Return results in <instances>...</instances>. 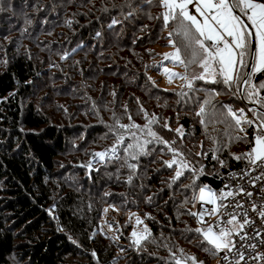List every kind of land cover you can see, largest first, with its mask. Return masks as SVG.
Here are the masks:
<instances>
[{
	"label": "trees",
	"instance_id": "obj_1",
	"mask_svg": "<svg viewBox=\"0 0 264 264\" xmlns=\"http://www.w3.org/2000/svg\"><path fill=\"white\" fill-rule=\"evenodd\" d=\"M20 1L26 3L27 11H32L28 13L34 14V21L23 27L30 36L23 34L14 47L0 45V50L7 49L5 55L2 53L5 64L0 68V264H11L13 257L20 264H111L127 241L118 233L114 237H120L115 242L120 247H116L110 244L108 236L106 239L95 237L98 233L113 235L104 225L105 229L101 230L98 225L104 217V204L110 203L102 190L111 185L114 191H121L123 210L141 208L152 213L146 221L152 242L145 252L130 250L135 264H174L169 256L171 252L176 253L177 244L173 242L176 236L183 241H194L198 262L214 259L215 255L204 250L208 246L200 244L199 234L189 231L200 227L196 217L190 215L194 212L192 197L201 186L217 188L223 173L247 163L230 154L247 152L254 132L247 130L248 142L238 140L235 152L221 147L227 144L220 136L216 144L210 141L205 144V137L211 132L208 133L206 127L221 131V127L228 124L220 122L225 117L219 113L225 109L215 99L222 101L229 94L222 88L215 89L219 93L213 99L217 107L215 110L206 107V124L202 125L201 117L196 115L199 110L196 101L204 92L195 94L194 98L190 94L188 97L193 100L183 101L167 92L176 89L163 88L149 79L151 73L158 72L155 65L160 61L152 59L156 52L135 49L167 43L166 35L171 30L164 26L162 19L149 18L162 12L156 3L149 4L147 0H13L12 6H19ZM113 19L120 23L109 28ZM22 25L20 23L18 28ZM3 29L7 32L10 28L3 23ZM22 40L30 41L36 48L20 46ZM165 63L167 61L162 64ZM261 80L264 74H257L254 82ZM61 84L62 94L58 95ZM56 93L74 100L66 102L70 103L71 110L62 103H55V108L62 109L59 121L52 118L54 112L43 110L45 106L50 107L49 96ZM232 97L230 101L237 100ZM165 98L169 103L163 108L171 111L168 119L172 121L178 116L175 119L178 121L171 123V129L182 127L184 130L182 136L187 144L181 151L189 156L202 151L200 147L204 146L203 153H208L206 172L198 177L195 187L183 189L181 196L177 185L158 189L169 177L167 166L159 159L161 156L163 161L170 158L163 149L166 147L154 142L134 163L123 151L129 139L118 149L120 168H115L113 158L107 157L104 168L85 179L87 157L95 151L90 146L100 149L105 146L102 138L108 133L122 131L117 121L120 124L145 123L144 112H149L146 104L150 101L157 105ZM44 99L47 101L40 102ZM239 107L259 109L258 105L242 98ZM154 130L157 131L156 126ZM114 131L112 143L125 129ZM160 136L164 140L172 138L165 134ZM173 137L178 139L176 133ZM214 147L221 149L216 155L225 161L224 166L212 159L209 150ZM150 148L154 149L152 154ZM128 161L136 165L135 169L127 166ZM159 162L162 166L155 167ZM78 163H83V167ZM112 177L118 179V183ZM69 255H83L87 261L70 262Z\"/></svg>",
	"mask_w": 264,
	"mask_h": 264
},
{
	"label": "snow or ice",
	"instance_id": "obj_2",
	"mask_svg": "<svg viewBox=\"0 0 264 264\" xmlns=\"http://www.w3.org/2000/svg\"><path fill=\"white\" fill-rule=\"evenodd\" d=\"M147 2L156 3L162 8V12L157 17L149 18L162 19L165 27H171L168 32V44L172 47V51L163 53L162 61L155 67L159 70L163 61H171L183 67V72H175L167 67L162 68V74L169 83L173 78L183 81L181 91L176 93L181 98L188 97L192 92H204V96L196 101L199 103L196 115L201 117L202 125L206 124L204 119L207 115L206 107L211 106L214 110L216 109L217 105L213 103V99L219 93L215 89H197L196 81L212 85L223 84L233 95H238L259 106V109H248L254 119L245 114V109H233L229 105H223L225 111L219 113L225 117L220 121L221 123L227 122L239 133H244L242 136L230 135V142L243 140L247 143L245 126L254 128L249 150L240 154H230L236 160L247 161V169L229 175L232 179L245 181L246 184L257 188V182L264 181V95L261 94L264 91V80L258 83L254 81L257 74H264V0H147ZM190 5L195 8L198 15L189 10ZM131 15L132 12H129L128 16ZM242 17H246V20ZM68 23L71 24V21ZM118 23H120L119 20L113 19L108 27L111 28ZM99 35L100 33H97V36ZM141 111H144L143 108ZM144 117L146 122L143 125L135 122L120 124L117 121L120 129L136 130L130 132L135 142L128 143L123 148L125 153L135 160L138 156L146 154V145L155 142L164 145L172 153V159L164 163L169 168L173 166L176 168L172 177L173 182L183 177L186 171H191L195 175L203 174V165L195 168L184 153L175 146V141L164 140L153 130L152 126L158 123L155 114L149 117L148 113L144 112ZM129 119L131 120V117ZM164 127H167V124ZM137 131L151 139L140 142ZM175 131L183 135L181 128ZM124 139V135L117 134L116 142L112 147L106 151L94 153V157L99 158L100 161H104L106 157L119 158L118 149L124 144ZM216 143L217 141L213 138V144ZM221 147H227V145ZM219 150L221 149L214 147L209 151L212 153V159L224 166L225 161L220 160L216 155ZM196 155L207 156L208 153ZM127 166L132 169L136 167L135 164ZM87 167H92L91 160ZM255 169H260V173L252 176L250 173ZM185 187L194 188L195 180ZM225 188L228 190L221 189L219 193H216L204 185L199 187L198 196L194 192L192 199L198 200L202 205L210 204L212 207L190 213L197 217L198 225L203 227L189 229V231L199 234L200 244L208 246L204 249L206 252H211L212 255L223 252L222 259L226 264H241L242 261L247 264V260L253 261V264L256 261H264V252L257 250L258 246L264 245V236H262L264 233V184L259 185V203L253 199V192L249 191L245 184L238 183L235 190L230 185H225ZM238 197L241 199H237ZM243 197L247 200L242 199ZM250 212L255 214V218L250 216ZM206 215H215L217 219L213 223H208L204 220ZM256 218L259 219V224ZM136 224H143L139 216H136ZM131 237L133 243L139 247L143 241L151 237V232L145 226L142 233L133 230ZM179 251L181 255L171 252L169 256V260L174 264H203L202 261L198 262L195 256L184 253L183 249ZM250 252H255L256 255L252 256ZM229 254H234V258L230 259ZM92 255L95 257L96 253L93 252Z\"/></svg>",
	"mask_w": 264,
	"mask_h": 264
},
{
	"label": "rangeland",
	"instance_id": "obj_3",
	"mask_svg": "<svg viewBox=\"0 0 264 264\" xmlns=\"http://www.w3.org/2000/svg\"><path fill=\"white\" fill-rule=\"evenodd\" d=\"M12 1L13 0H0V45H2L4 47H7V46L8 47L9 46L10 47H14V44L18 45L19 40L21 39L22 36H24L23 34H27V35L30 36V34H28V31L23 29V27L27 26L29 24V21L30 22L34 21V18H33L34 14L33 13H28V12H32V11H27L26 6H25L26 3H24V1H20L21 3H20L19 6H12V3H13ZM189 10L193 14H196L195 8L193 6L190 5L189 6ZM196 15H198V14H196ZM3 23L6 24L7 28H10V29L7 30V32L4 31V29H3ZM20 23L23 24L22 28H18ZM15 30H17V31H15ZM168 32H169V30H168ZM166 34H167V31H166ZM166 36L168 38V35H166ZM41 38H43V37L40 36L38 38V40L41 41ZM166 41H167V43L161 44V45L158 43L155 46L154 45H151V46L149 45L148 46V44H147V45H144L143 47H137L135 49V51L138 50V49H143V50H146V52H148V51L154 52V53L156 52V54L152 55V59H155V61L157 59H159V61L161 62L162 61V54L172 51V47L168 44V39ZM42 42H44V41H42ZM22 45L23 46L29 45L30 48H31V45H32V48H36L35 44H32L30 41H26V40H22V44L20 46H22ZM6 50L7 49H5V48H4V50H0V68L3 67V65L5 64V60L2 59V56H3V54L5 53ZM121 53L123 55H126L125 52H123V51H121ZM76 56L78 57V54ZM163 67H167L168 69H170L172 71H175V72H183L184 69H183L182 66H180L178 64H173L171 61H167V63H165L164 65L163 64L161 65V68L158 70V72L151 73V78L156 82L157 85H160L163 88H174V89H176V90H167V92L168 93H172L173 95H176L177 99H181L183 101H189L190 102L191 100H193L192 98L195 97V94H199V92H201V91H196V92L190 93V94L193 95V97L191 99L189 97L181 98L176 93L181 91V85L183 84V81L178 79V78H173L172 81L169 83L168 79L162 74V68ZM66 70L70 71L69 68H66ZM49 80H48V82H49ZM59 87L60 88H58L57 91H58V95H61L62 94V90H63L62 89V84ZM195 87L197 89L204 88V89H216V90L219 89V88H222L224 90V92L226 94H229V95H227V97L225 99H223L222 101L220 99L219 100L215 99V101L220 103V104H223V105H229L233 109H240V107H239L240 97L238 95H234V97H236L237 100L236 101H230V100H232L231 97L233 96V94L223 84L212 85V84H206L203 81H196L195 82ZM186 90L187 89H185V91ZM263 95H264V93H263ZM49 99L50 100L48 101L49 102L48 104H50V107L45 106L43 110L50 111L51 114H52V112H54L55 115L52 118L55 121H59L60 120L59 119L60 115L62 114V109L55 108V103H62L64 106L66 105L68 110H71L70 103L72 101H74L72 98H70L67 95L66 96L65 95L57 96V93L53 97L49 96ZM45 101H47V100L44 99V100H41L40 102H45ZM145 101H147V100H145ZM66 102H70V103L66 104ZM35 103L38 104L39 101H36ZM167 103H169V99L168 98H165L162 103H158L157 105L156 104L152 105V104H150V101H149V103L146 104L148 109H149V112L148 111L147 112L150 114V116L155 114V116L157 117V120H159V117H158L159 115L161 117H163V119H160L159 122L157 124H154L152 127L154 129H155V126L157 127V131L156 132L158 133L159 136L165 134L166 136L172 137V138L167 139V141H169V142L175 141V146L181 150L183 147L186 146L187 143H186L185 139L183 138V136H181L179 133H177L174 129H171V127H170L171 123H173V121H178V120H175V119L178 118V116L175 115L176 118H173L172 121H170L168 119L169 116H170L169 114L171 113V111L167 110L166 108L165 109L163 108ZM62 104H61V106H62ZM161 108H163V109H161ZM209 108H212V107L210 106ZM244 109H245V114L249 118H253L254 119V117H252V113L248 111V109H250V108L247 109V107H246ZM134 122L136 124H138V125H143L144 124L143 121H140V122L134 121ZM165 124H167V127H164ZM245 127H246V130H248V129L249 130L250 129L254 130L253 127H250V126H247V125ZM179 128H181L183 130L182 127H179ZM169 129H171V130H169ZM206 129H208L207 130L208 133H209V130L211 132L209 134H207V136L205 137V140H206L205 144H207V145L210 144L209 141L211 143H213V138L216 141H218V139L221 137L220 140L223 138L222 141L227 144V147L230 149V152H235L236 151V149H237V147L239 145L238 144L239 141L238 140L237 141H233V142L229 141V136L230 135L231 136L238 135V133H237L238 131L234 127H231V126H229V124H227V125L221 127V131L218 128H215V127H211V128H207L206 127ZM115 131H121V130L118 129V130H115ZM122 131H123V129H122ZM133 131H136V130L133 129ZM112 132L110 134L108 133V135L105 138H102V143H103V145H105L104 147H102L100 149H97V147H95L93 145L90 146V148L92 147L95 150L94 153L103 152V151H106V150H108V149H110L112 147V145L114 144V143H112V141H113V138H112L113 133ZM130 132L131 131L128 132V130H125L121 134V135H124V138H125L124 142H126L129 139L127 144L135 142L133 140V138L131 137ZM173 133L174 134L176 133V135L178 136L177 140L175 139V137H173L174 136ZM183 133H184V130H183ZM137 138H138V140L140 142H143L144 139H151L150 137L144 136L139 131H137ZM114 140L116 142V138H114ZM152 144H148V145L145 146L146 147V151H147V148H149V145H152ZM122 146H123V144L120 145V147H122ZM163 149L166 152L165 154L167 156H170V158L167 161H170L172 159V153L170 155L168 153L167 148H163ZM200 149L202 151H200L198 153H203L204 146L200 147ZM149 150H150L151 154L154 151L153 148H150ZM93 154L91 156L87 157L86 164L88 165L89 161L91 160L92 161V167L91 168L87 167V170L89 169L90 172L87 173V170H86L85 179L89 178L92 172H95V173L100 172V170L102 168H104V166L106 164L105 161H106L107 157L105 158L104 161H100L99 158L94 157ZM196 154L197 153L190 154L189 156H186L185 154L184 155H185V157H187L191 161L192 165L195 168H199L201 165H203L204 166L203 173H205L206 172V170H205V156H203V155H199L198 156ZM117 155H118V153H117ZM127 157H128V160L131 159L132 162L135 163L136 159L135 160L132 159L131 156L128 155V154H127ZM112 158H113V161H112L113 166L115 168H120L121 162H119L118 159L115 156H113ZM159 159L162 161V163L166 167V165H165V163L163 161L164 160L163 157L161 156V157H159ZM61 160H62V157H61ZM128 163H129V161H128ZM129 164H132V163H129ZM157 166L161 167L162 165L159 162L158 165H156L155 167H157ZM166 171L168 172L169 177L164 181L165 182L164 185L160 186L158 189H160L161 187H165L166 185L167 186L177 185V192L180 193V196L182 194L183 189L187 191L190 188V187L186 188L185 185H191L193 180H195V182H196L198 180V177L201 175V174L195 175L191 171H186L183 177H181L176 182H173L172 181V177L174 176L175 171H176L175 166H173L172 168L166 167ZM122 172L123 171L121 169L120 174ZM127 178L128 177H123V178L120 177L119 179L126 180ZM112 179H113L114 182L118 183V179H116L115 177H112ZM110 184H113V182H111ZM111 186L110 187H103L102 194H104L105 197H107L110 200V203L104 204L103 209H102L104 217H102V219L99 221L100 224H98V225H99V229L100 230H101V228L104 225L107 228V230H109V232L113 233V235L112 234L111 235H103V234H99L98 233L97 235H95V237L96 236H103L104 239L109 237L108 239H109L110 244L111 245H117L118 243H115V242L120 237L117 238V239L115 237H117V235H119L118 233L123 234L125 236V240H127L126 241V246H123V248L121 246V248H120L121 249V254L118 257H116V259L112 260L111 264H135L134 261L131 260L132 256H131L130 250H132L133 252H136V253L145 252L148 249V245L152 242V239L150 237L148 240L143 241L142 244L138 247V246H136L133 243V238L131 237V233L133 232V230L137 231L138 233H142L145 226H147V228L149 229L148 224H147L146 221H147L148 218H150L152 213L149 212L147 209H141V208H138L135 211H131V210H126L125 211V210H123V207L121 206L122 205V202H121V198H122L121 191L120 190L114 191V189L112 188L114 186H112V187ZM105 209H107V212H105ZM123 211H125V212H123ZM133 213L135 215H131ZM136 216H139L143 220V224H136ZM119 217H120V219H119ZM184 218L189 219L187 216H184ZM196 220H197V217H196ZM129 225H130L129 230H127L126 227L129 226ZM173 242L175 244H177L175 252L178 255H181V253L179 251L180 249H183V252L188 254V255H191V256L197 255L198 249L194 246V243H193L194 241L193 240L187 242V241H183V239L180 240L176 236L175 237V241H173ZM116 247H120V246L117 245ZM177 247H178V249H177ZM198 256L200 257V255H198ZM67 260L70 261V262H74V263H85L87 261L86 258L83 255H77V256L69 255L67 257ZM204 261L205 262L203 264H215L216 263L215 259L208 260V261L204 260ZM11 264H20V262H19V260H17L16 258L13 257L12 260H11ZM140 264H142V263H140Z\"/></svg>",
	"mask_w": 264,
	"mask_h": 264
},
{
	"label": "built area",
	"instance_id": "obj_4",
	"mask_svg": "<svg viewBox=\"0 0 264 264\" xmlns=\"http://www.w3.org/2000/svg\"><path fill=\"white\" fill-rule=\"evenodd\" d=\"M247 167H248V165L246 163V164H244L242 166H239L238 168H235L233 170H230V171H227V172L223 173L221 175V177H220V180H221L220 185L217 188H213V189L210 188V189H212L216 193H219L221 189H224L225 191L228 190V189L225 188V185H230L231 188L233 190H235L238 183L245 184V186L247 187V189L249 191H252L253 192V194H254L253 199L257 200V203H259V196H260V193H259V185L260 184H264V181L257 182L258 187L257 188H253L250 184H246L245 181H239L238 179H232L230 177V175H229L230 173H238L241 170H245V169H247ZM259 173H260V169H255L250 174L252 176H255V175H259ZM196 195L197 196L199 195V190L197 191V194ZM237 199H241V197H238ZM242 199L247 200L246 197H243ZM225 203H227V201H225ZM211 207H212V205H210V204L203 203V205H202L201 202H199L198 200L197 201L194 200V212H200V211L208 210V209H211ZM229 211H231V209H229ZM250 216H253L255 218V214L254 213H251L250 212ZM216 219H217V217L215 215H211V216L206 215L204 217V220L207 221L208 223H213ZM256 219H257V224H259V219L258 218H256ZM199 226L200 227H203V225H199ZM262 236H264V233H262ZM257 250L258 251H261V252H264V245L258 246V249ZM250 254L252 256H255L256 255L255 252H250ZM223 255H224L223 252L215 255V258H214L215 261H216L215 264H226V262L223 261V259H222ZM229 256H230V259L234 258V254H229ZM241 264H245V262L242 261ZM247 264H253V261L247 260ZM255 264H264V261H256Z\"/></svg>",
	"mask_w": 264,
	"mask_h": 264
},
{
	"label": "water",
	"instance_id": "obj_5",
	"mask_svg": "<svg viewBox=\"0 0 264 264\" xmlns=\"http://www.w3.org/2000/svg\"><path fill=\"white\" fill-rule=\"evenodd\" d=\"M237 14H239V13H237ZM242 18L246 20V18H244V17H242ZM78 166H81V168L83 167L82 163H78ZM89 172H90V170L88 169L87 173H89Z\"/></svg>",
	"mask_w": 264,
	"mask_h": 264
}]
</instances>
